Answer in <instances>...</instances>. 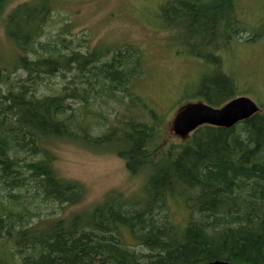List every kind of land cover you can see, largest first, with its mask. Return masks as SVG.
Returning <instances> with one entry per match:
<instances>
[{"label":"trees","instance_id":"trees-1","mask_svg":"<svg viewBox=\"0 0 264 264\" xmlns=\"http://www.w3.org/2000/svg\"><path fill=\"white\" fill-rule=\"evenodd\" d=\"M9 1L0 0L14 49L13 60L0 53V264H264L263 104L231 127L165 142L167 116L137 89L140 48L92 46L69 24L51 33L53 0L5 15ZM156 15L212 70L182 99L222 106L243 95L218 54L264 27L240 18V0H165ZM60 141L116 155L141 188L58 216L86 195L57 171Z\"/></svg>","mask_w":264,"mask_h":264},{"label":"rangeland","instance_id":"rangeland-1","mask_svg":"<svg viewBox=\"0 0 264 264\" xmlns=\"http://www.w3.org/2000/svg\"><path fill=\"white\" fill-rule=\"evenodd\" d=\"M27 1L33 0H10L5 15L16 5ZM164 2L53 0L46 30L53 33L58 27L69 24L75 36L85 37L92 46L101 44L118 48L132 43L140 48L145 58V70L137 89L152 107L162 110L167 116L163 134L167 142L178 139L172 127L175 114L186 102L197 99L192 96L186 101L181 96L193 94L200 78L212 70L201 58L185 52L178 38L179 31L165 28L167 24L156 15ZM240 4L241 19H249L253 26L264 25V0H240ZM256 37L250 42L234 41L225 53L220 50L218 54L224 57L225 70L236 77L240 93L264 106V27ZM0 53L5 61L11 60L14 54L3 21L0 22ZM112 106L117 105L113 103ZM53 151L57 156L55 166L59 175L77 180L86 188L84 199L77 204L62 205L58 216L67 218L91 208L111 191L131 195L141 188V178L130 176L124 161L114 154H97L68 141H60ZM176 217L181 219L179 215Z\"/></svg>","mask_w":264,"mask_h":264},{"label":"water","instance_id":"water-1","mask_svg":"<svg viewBox=\"0 0 264 264\" xmlns=\"http://www.w3.org/2000/svg\"><path fill=\"white\" fill-rule=\"evenodd\" d=\"M259 110L258 103L246 95L237 96L222 106L195 101L178 110L173 118L172 127L176 135L185 137L205 124L231 127Z\"/></svg>","mask_w":264,"mask_h":264}]
</instances>
